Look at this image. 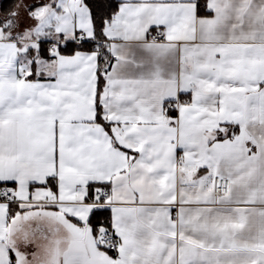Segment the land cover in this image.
<instances>
[{"label":"snow or ice","instance_id":"obj_1","mask_svg":"<svg viewBox=\"0 0 264 264\" xmlns=\"http://www.w3.org/2000/svg\"><path fill=\"white\" fill-rule=\"evenodd\" d=\"M0 264H264V0H0Z\"/></svg>","mask_w":264,"mask_h":264}]
</instances>
